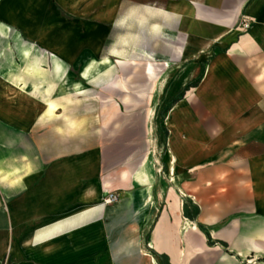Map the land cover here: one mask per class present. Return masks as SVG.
Here are the masks:
<instances>
[{
    "label": "crops",
    "instance_id": "obj_1",
    "mask_svg": "<svg viewBox=\"0 0 264 264\" xmlns=\"http://www.w3.org/2000/svg\"><path fill=\"white\" fill-rule=\"evenodd\" d=\"M0 264H264V0H0Z\"/></svg>",
    "mask_w": 264,
    "mask_h": 264
},
{
    "label": "bare ground",
    "instance_id": "obj_2",
    "mask_svg": "<svg viewBox=\"0 0 264 264\" xmlns=\"http://www.w3.org/2000/svg\"><path fill=\"white\" fill-rule=\"evenodd\" d=\"M108 62L109 60H103V61L95 60V61L90 62L86 70L83 71L84 76L86 78L97 76L102 71L103 64L108 63Z\"/></svg>",
    "mask_w": 264,
    "mask_h": 264
},
{
    "label": "rangeland",
    "instance_id": "obj_3",
    "mask_svg": "<svg viewBox=\"0 0 264 264\" xmlns=\"http://www.w3.org/2000/svg\"><path fill=\"white\" fill-rule=\"evenodd\" d=\"M244 27V26H243ZM250 27V26H249ZM248 27V28H249ZM244 28H246V27H244ZM247 29V28H246ZM140 73H144V72H140ZM131 90V88H129V91ZM145 110V109H144ZM142 121V120H141ZM141 121H139L138 120V122H137V124H136V127H133L134 129L133 130H136L137 132H139L140 131V124H139V122H141ZM139 137V136H138ZM144 141H145V144H146V142H147V138H145L144 139ZM138 144L139 143H141L140 142V140H139V138L137 139V141H136ZM131 146V145H130ZM125 155L127 154V157H128V161H129V159H130V156L131 155H133L134 153H136L135 151H131V149H130V147H129V150H126V151H124L123 152Z\"/></svg>",
    "mask_w": 264,
    "mask_h": 264
},
{
    "label": "trees",
    "instance_id": "obj_4",
    "mask_svg": "<svg viewBox=\"0 0 264 264\" xmlns=\"http://www.w3.org/2000/svg\"><path fill=\"white\" fill-rule=\"evenodd\" d=\"M170 93H171V91H170ZM179 97H180V96L177 95V96L174 98L175 100H173V101H177V100L179 99ZM173 101L167 103V104L163 107V110H162L163 113H165V112H167V111L169 110V108H170V106L172 105V103H174ZM190 215H191L192 218H195L196 215H197V211L194 210V212L191 213Z\"/></svg>",
    "mask_w": 264,
    "mask_h": 264
},
{
    "label": "built area",
    "instance_id": "obj_5",
    "mask_svg": "<svg viewBox=\"0 0 264 264\" xmlns=\"http://www.w3.org/2000/svg\"><path fill=\"white\" fill-rule=\"evenodd\" d=\"M250 25H251V24H250V22H248V21H245V22L243 23V26L246 27V28H248ZM115 199H116V197H115L114 195L111 194L110 197H109V199H108V201H109V202H113Z\"/></svg>",
    "mask_w": 264,
    "mask_h": 264
}]
</instances>
